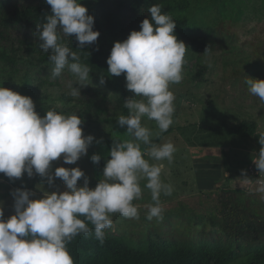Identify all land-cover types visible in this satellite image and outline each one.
I'll list each match as a JSON object with an SVG mask.
<instances>
[{
    "label": "clouds",
    "instance_id": "obj_1",
    "mask_svg": "<svg viewBox=\"0 0 264 264\" xmlns=\"http://www.w3.org/2000/svg\"><path fill=\"white\" fill-rule=\"evenodd\" d=\"M45 2L51 6L52 14L37 26L35 35L52 65L49 77L59 78L67 69L74 77L68 82L67 95L79 98L80 89L89 85L91 70L81 63L78 51L61 41L75 36L79 48L84 49L97 42L100 32L93 30L94 17L81 0ZM162 7H149V18L142 21L141 30L116 42L107 59L108 76L125 74L126 88L135 94V98L124 101L128 115L117 118V124L127 126V135L132 139L114 140L103 179L95 189L89 187V178L79 167H58L54 173L52 170L54 161L63 158L64 163L72 165L88 154L95 138L83 134L82 119L77 114L65 115L55 110H48L42 118L31 97L0 87V174L13 181L25 173L29 178L39 175L49 187H56L55 180L59 178L66 189L49 193L41 183L42 199H30L34 193L28 190L11 193L15 214L5 220L0 206V264H74L67 245L75 237L88 236L94 229L95 238L103 244L105 230L113 226L112 214L139 218L133 201L142 198L141 180L147 181L145 187L153 201L145 205L147 219H163L161 195L171 196L174 189L162 179L163 163L150 161L171 163L176 149L172 142L153 143V137L167 132L174 123L175 96L170 85L183 80L187 47L177 39V25L170 16L162 14ZM203 55L211 56L209 47ZM105 83L102 75L100 84ZM246 84L248 92L264 103V80L249 78ZM144 118L155 121L156 132L142 123ZM258 137L262 147L253 163L259 179L249 178L242 170L241 178L233 181L241 189L255 185L251 190L264 195V133ZM141 144L149 147L142 151ZM90 159L99 164L101 156L94 154ZM81 178L83 186L78 183Z\"/></svg>",
    "mask_w": 264,
    "mask_h": 264
},
{
    "label": "rangeland",
    "instance_id": "obj_2",
    "mask_svg": "<svg viewBox=\"0 0 264 264\" xmlns=\"http://www.w3.org/2000/svg\"><path fill=\"white\" fill-rule=\"evenodd\" d=\"M96 2L81 1L92 16L96 11ZM187 15L196 26H215L223 31L224 43L222 49L210 57H201L198 52L189 49L185 56L182 82L170 85V91L175 96L174 123L169 128L171 132L162 138L160 144L172 142L176 151L171 163L166 160L150 161L163 163L162 179L174 189L171 196L161 195L163 219H147L148 209L145 205L153 201L150 190L145 187L147 181L141 180L142 198L133 201L138 206L139 218L127 219L119 213L111 215L113 226L109 230L117 235L138 239L155 232L169 239L198 241L202 231L219 230L213 221L217 224L221 222L222 200L240 204L264 218V195L251 190L255 185L241 189L233 181L241 178L242 170L247 172L249 178L259 179V175L255 174L258 170L253 157L258 155L262 146L247 136H229L225 132L207 130L208 127L231 128L251 121L257 123L258 134L264 133V103L248 92L246 84L249 78L264 80V0H191ZM98 27L93 29L100 32L97 43L110 45L119 42ZM51 67L50 62L28 65L25 73L30 80L40 76L56 80L49 77ZM202 67L207 69L203 79H194ZM63 74L74 80L67 69ZM23 75L16 79L13 88L22 96H26L27 91L35 92L36 95L31 98L37 103L36 111L42 118L46 115L42 106L47 102L49 105L61 104L63 89L58 91L45 85L35 90L34 85L24 84ZM92 85L96 88L99 86L96 81H92ZM99 88L116 96L106 87L100 85ZM126 94L135 98V94L127 88ZM46 95L48 98H44ZM142 123L153 132L157 131L155 121L144 118ZM105 126L111 128L109 124ZM110 130L114 131L115 140L132 139L127 135V126L122 128L117 125ZM156 138L154 136L153 140ZM107 139H111L110 136ZM113 144L114 141L112 146L104 147L93 143L88 154L76 164H66L63 158L54 161L53 173L58 167H79L89 178V187L95 189L96 186L91 185L95 178V164L90 158L94 154L108 156ZM144 146L141 144L142 151ZM209 160L212 162H205ZM250 166L254 168L250 169ZM41 179L39 175L29 178L25 173L13 183L0 180V206L3 207L5 220L15 214L11 193L16 189L33 192L30 199L43 198L39 188L41 183L44 184V191L49 193L66 190L59 178L55 180L56 187H49L46 179H42L43 182ZM78 183L83 186V178ZM219 185L220 188L217 187Z\"/></svg>",
    "mask_w": 264,
    "mask_h": 264
},
{
    "label": "trees",
    "instance_id": "obj_3",
    "mask_svg": "<svg viewBox=\"0 0 264 264\" xmlns=\"http://www.w3.org/2000/svg\"><path fill=\"white\" fill-rule=\"evenodd\" d=\"M156 4L163 5L162 14L170 16L176 23L175 35L185 43L186 52L192 49L202 57L207 47L211 54L222 49L225 39L223 31L215 26H196L190 22L187 14L191 0H97L94 27L99 25L98 28L113 40L123 42L132 31L141 30L140 24L149 18L148 8ZM51 14V6L45 0H0V87L16 92L13 88L15 81L25 73L26 66L49 63L48 54L40 49L41 41L35 33L37 26L46 22V16ZM61 42L78 51L81 63L91 70L92 81L100 86V77L103 75L106 83L101 86L116 93V96L103 92V89L99 86L96 88L90 82L80 89L81 97L73 98L65 93V90L69 91L67 85L71 79L64 74L56 80L42 76L30 80L25 73L24 84L34 85L35 90L45 85L58 91L63 89L61 104L49 105L47 102L42 110H55L65 115L77 114L83 121L81 127L85 136H93L96 145L112 146L116 137L110 129L117 127L119 115H128L123 104L130 98L126 94L124 74L119 77L108 76L107 59L114 44L96 42L80 49L75 36L64 37ZM206 71V68H200L194 79L202 80ZM25 95L32 97L36 94L27 91ZM34 104L37 109L35 101ZM207 130L225 132L229 136H247L259 143L260 134L255 122L244 121L231 128L208 127ZM169 132L171 129L154 139L153 143L160 144ZM107 136L111 139H107ZM148 147L145 145L143 151ZM107 158L103 155L99 164H95V178L91 185L97 186L99 180L103 179ZM0 180L13 183L3 174H0ZM221 205V222L217 224L213 221L219 230L202 231L198 241L169 239L155 232L134 239L106 229L105 241L101 244L95 238L93 229L88 236L75 237L67 249L74 264H264V218L237 203L222 200ZM88 226L92 228L90 223Z\"/></svg>",
    "mask_w": 264,
    "mask_h": 264
},
{
    "label": "crops",
    "instance_id": "obj_4",
    "mask_svg": "<svg viewBox=\"0 0 264 264\" xmlns=\"http://www.w3.org/2000/svg\"><path fill=\"white\" fill-rule=\"evenodd\" d=\"M199 162H202V160H200ZM205 162H212V160H209V161H205ZM209 164V163H208ZM206 168H207V166H206ZM251 168H254V167H252V166H250V169ZM208 170H210V169H208ZM218 188H220V185L219 186H217Z\"/></svg>",
    "mask_w": 264,
    "mask_h": 264
},
{
    "label": "built area",
    "instance_id": "obj_5",
    "mask_svg": "<svg viewBox=\"0 0 264 264\" xmlns=\"http://www.w3.org/2000/svg\"><path fill=\"white\" fill-rule=\"evenodd\" d=\"M255 174L259 175L258 173H255Z\"/></svg>",
    "mask_w": 264,
    "mask_h": 264
}]
</instances>
